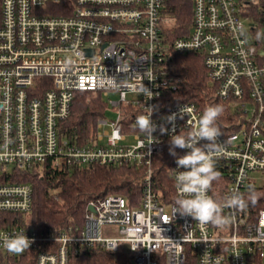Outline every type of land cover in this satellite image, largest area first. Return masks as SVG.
<instances>
[{"label":"built area","instance_id":"built-area-1","mask_svg":"<svg viewBox=\"0 0 264 264\" xmlns=\"http://www.w3.org/2000/svg\"><path fill=\"white\" fill-rule=\"evenodd\" d=\"M71 1L69 14L59 15L52 13L61 0H0V256L33 250L36 264H69L72 246L81 245L125 255L131 264H264V209L252 220L244 208L225 207L223 227L174 215L175 200H163L153 171L173 134L166 118L175 114V134H187L205 109L173 97L184 83L170 66L177 52L203 56L213 102L227 109L214 161L226 184L220 202L264 173V0H190V32L178 38L169 36L176 19L167 0ZM83 91L102 94L108 107L79 143L63 123ZM151 106L153 137L136 125ZM95 164L143 169L140 205L111 194L87 205L82 229L46 234L21 225L34 199L23 177L47 165ZM183 170L175 161V199ZM20 233L33 241L30 248L8 252L2 241Z\"/></svg>","mask_w":264,"mask_h":264},{"label":"trees","instance_id":"trees-1","mask_svg":"<svg viewBox=\"0 0 264 264\" xmlns=\"http://www.w3.org/2000/svg\"><path fill=\"white\" fill-rule=\"evenodd\" d=\"M71 2V0H61L59 5L53 9L57 12L52 14H69L66 9ZM167 6L178 25L175 27L172 38L188 35L192 23V2L190 0H167ZM170 66L177 75L184 79L180 89L173 93L177 102H192L202 108L211 105L214 93L211 90L208 71L200 53H173ZM213 104L223 105L225 109V103L215 101ZM107 107V100L102 94L93 96L87 91L77 93L72 105L71 116L63 123L64 133L73 141L84 142L95 130L98 119L105 116ZM226 111L227 109L223 114ZM223 114L217 120V124L222 123L221 118L225 119ZM180 151L181 149L177 148V155H170L169 144H167L164 152L153 160L156 190L162 194L165 202L175 200L171 173ZM143 174V169H136L130 165L108 168L95 164L84 168L65 167L62 170H55L47 165L22 178V181L32 183L34 199L32 212L26 220L22 221L21 225L46 234L82 229L87 205L92 200L111 194L125 197L132 207L139 206L142 197ZM225 188L226 184L220 176L213 182L212 197L220 202L225 194ZM250 190L251 196L247 197L249 203L244 210L253 220L258 212L264 209V187L250 184L244 194L247 195ZM253 200L254 203L251 202ZM36 257L37 252L33 250L19 256H0V264H36ZM69 264L131 263L128 257L119 253H111L99 247L73 245L70 250ZM187 264L195 263L190 260Z\"/></svg>","mask_w":264,"mask_h":264},{"label":"clouds","instance_id":"clouds-1","mask_svg":"<svg viewBox=\"0 0 264 264\" xmlns=\"http://www.w3.org/2000/svg\"><path fill=\"white\" fill-rule=\"evenodd\" d=\"M139 90L151 97L152 92L142 82ZM147 110L148 114L136 118V125L141 132L153 137L157 125L151 117L156 106L147 107ZM224 111V106L220 104L206 107L197 126L187 134H175V114L166 118L173 126V134L169 140V154L176 156L177 148L188 149L185 155L176 160L177 169L184 170L179 171L175 177L178 195L174 201V215L179 213L181 216H190L198 223L217 227L229 223V218L223 214L225 207L243 209L249 203L247 197L251 196V190L247 195L234 190L221 203L208 195L213 182L220 178L214 163L216 153L221 150L218 144L221 133L216 122ZM160 131L163 133L166 129L160 126ZM2 243L8 252L19 254L29 249L33 241L25 233H20L6 238Z\"/></svg>","mask_w":264,"mask_h":264},{"label":"rangeland","instance_id":"rangeland-1","mask_svg":"<svg viewBox=\"0 0 264 264\" xmlns=\"http://www.w3.org/2000/svg\"><path fill=\"white\" fill-rule=\"evenodd\" d=\"M172 26H178L176 23L175 24H172ZM175 27H174V31H175ZM173 34L174 33H171L169 34V36L172 38L173 37ZM93 95V94H92ZM94 96V95H93ZM111 99H117V95L116 94H111L110 96ZM108 116L110 118H112L114 116V112H110L108 114ZM253 177H254V185L256 187H264V173H254L253 174Z\"/></svg>","mask_w":264,"mask_h":264},{"label":"water","instance_id":"water-1","mask_svg":"<svg viewBox=\"0 0 264 264\" xmlns=\"http://www.w3.org/2000/svg\"><path fill=\"white\" fill-rule=\"evenodd\" d=\"M91 209V208H90Z\"/></svg>","mask_w":264,"mask_h":264}]
</instances>
